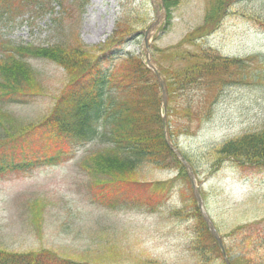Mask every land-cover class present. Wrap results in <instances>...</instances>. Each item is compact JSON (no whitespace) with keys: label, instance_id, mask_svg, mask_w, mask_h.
Wrapping results in <instances>:
<instances>
[{"label":"rangeland","instance_id":"1","mask_svg":"<svg viewBox=\"0 0 264 264\" xmlns=\"http://www.w3.org/2000/svg\"><path fill=\"white\" fill-rule=\"evenodd\" d=\"M10 1L13 8L1 10L0 0V41L9 46H85L93 55L108 48L113 56L132 54L145 63L143 33L155 20L151 0ZM220 3L222 11L213 14ZM164 9L163 22L169 20L152 34L150 56L158 48L167 66L172 62L168 49L186 40L180 50L209 49L238 62L222 71L216 87L204 83L190 93V117L175 120L177 127L189 122L190 132L177 137L176 147L194 165L204 207L230 264H245L247 250L262 261L264 166L218 161L212 155L223 141L264 126V0H178L169 14ZM116 30L124 37L110 43ZM25 62L35 74L30 83L34 93L24 90L15 97L20 101L0 95L4 127L25 126L27 132L14 144L3 140L0 127V247L17 252L46 248L84 264H200L189 250L201 232L193 210L197 203L176 172L140 167L135 173L140 185L129 190L136 199L123 203L113 197L112 208L96 199L110 189L97 182L104 176L96 180L83 164L99 149L95 141L77 147L68 142L70 151L52 163L33 161L53 157L46 148L50 141L37 126L69 77L51 60L28 57ZM162 181L169 184L158 191L154 184ZM239 226L244 228L232 235ZM203 239L208 241L206 234ZM206 264H225L224 257L210 255Z\"/></svg>","mask_w":264,"mask_h":264},{"label":"trees","instance_id":"2","mask_svg":"<svg viewBox=\"0 0 264 264\" xmlns=\"http://www.w3.org/2000/svg\"><path fill=\"white\" fill-rule=\"evenodd\" d=\"M163 1L168 14L170 8L178 3V0ZM30 2L32 4L36 0H23V3ZM11 8L13 3L10 0H3L1 10ZM220 11H222L221 3L211 10L213 14H218ZM257 18L263 19L259 16ZM168 20L169 17L163 22L161 29L165 28ZM119 30H116L110 38V43L122 41L124 34ZM184 41L168 49L171 53L169 59L172 62L167 66L163 65L158 48L151 51V60L157 67L166 89L168 136L176 146L177 137L190 132L189 122L177 127L175 121L178 116L187 119L190 117L193 110L190 93L204 83L207 88H210L211 84H215L216 87L217 78L224 75L222 71L229 72L238 64L237 61L224 59L209 49L180 50ZM0 48H2L0 49L1 96L15 98L24 90L29 91L26 94L34 93L33 89H30L32 87L30 83L35 74L31 66L25 62L28 57L51 60L60 65L69 77L58 96H55L56 101L48 117L37 126V130L50 141L46 148L50 149L53 157H43L33 161L43 160L52 163L58 157L63 158L70 151L68 142L77 147L95 141L97 145L99 144V149L87 155L83 164L95 178L104 176L96 180L100 183H108L110 189L97 195L96 199L99 201L103 199L112 208L113 197L123 203L136 199L129 190L133 186L140 185L135 173L142 166L151 165L174 171L182 181H187L190 187L183 164L164 140L160 86L156 75L145 65L142 58L132 54L113 56L112 49L108 48L93 55L91 48L85 46L69 50L62 46L12 47L2 40ZM4 116L6 117L3 118L10 119L8 114ZM4 126L5 123L0 121V127L3 129L1 135L5 134L6 137L3 140L12 141L14 144L18 143L19 137L27 133L25 126L23 128L12 126L11 130H7ZM215 148L213 151L215 155L212 156L218 161L222 158H231L237 162L262 167L264 166V126L258 131L243 132L225 140ZM184 156L197 174L192 161L185 154ZM6 165L14 168L8 162ZM167 184L169 182L162 181L155 182L154 185L159 187L158 191H160L163 190V186H168ZM121 191L127 193V196L120 198ZM193 210L198 223L197 229L201 232L196 233L189 250L199 262L206 264L210 255L222 256V254L195 203ZM242 227L233 230L232 235L239 233ZM205 234L208 238L207 242L203 239ZM225 252L228 253L226 246ZM254 254L248 250L246 255L242 253V257L244 255L247 257L245 264H264V260L253 259ZM202 262L200 264H203ZM0 264L84 263L71 261L70 258L46 248L17 252L0 247ZM231 264H234L233 260Z\"/></svg>","mask_w":264,"mask_h":264},{"label":"water","instance_id":"3","mask_svg":"<svg viewBox=\"0 0 264 264\" xmlns=\"http://www.w3.org/2000/svg\"><path fill=\"white\" fill-rule=\"evenodd\" d=\"M154 9H155V20L152 21L147 28L145 29L144 33H143V52H144V61L146 66L152 70V72L156 75L159 86H160V90H161V106H162V116H161V121H162V126H163V135H164V140L167 144V146L172 150V152L178 157V159L180 160V162L183 164L194 198L196 200L197 203V207L199 209V212L205 222V225L208 229V231L210 232V234L213 236V238L215 239L216 243L218 244L223 256H224V260L226 264H230V262L228 261L226 255H225V251H224V247H223V243H222V239L218 233V231L216 230L214 224L212 223L209 215L206 212V209L204 207L203 204V200L201 198V195L199 193L198 190V185H197V180H196V176L193 172V169L191 167V165L188 163V161L185 159V157L183 156V154L178 150V148H176L174 146V144L172 143V141L170 140L168 133H167V128H166V102H167V98H166V89H165V85H164V81L162 79V77L160 76L159 71L157 70V67L153 64V62L151 61V57H150V51H149V43L152 37V34H154L156 32V30L158 29V27L160 26V24L163 22V19L165 17V9H164V1L163 0H151Z\"/></svg>","mask_w":264,"mask_h":264}]
</instances>
